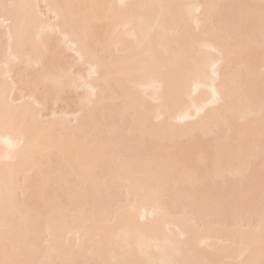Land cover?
<instances>
[{
	"label": "bare ground",
	"instance_id": "obj_1",
	"mask_svg": "<svg viewBox=\"0 0 264 264\" xmlns=\"http://www.w3.org/2000/svg\"><path fill=\"white\" fill-rule=\"evenodd\" d=\"M0 261L264 264V0H0Z\"/></svg>",
	"mask_w": 264,
	"mask_h": 264
},
{
	"label": "snow or ice",
	"instance_id": "obj_2",
	"mask_svg": "<svg viewBox=\"0 0 264 264\" xmlns=\"http://www.w3.org/2000/svg\"><path fill=\"white\" fill-rule=\"evenodd\" d=\"M0 264H5V262H3V261H0Z\"/></svg>",
	"mask_w": 264,
	"mask_h": 264
}]
</instances>
